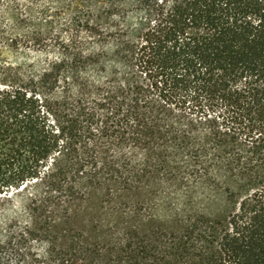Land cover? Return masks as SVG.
<instances>
[{
  "label": "trees",
  "instance_id": "trees-1",
  "mask_svg": "<svg viewBox=\"0 0 264 264\" xmlns=\"http://www.w3.org/2000/svg\"><path fill=\"white\" fill-rule=\"evenodd\" d=\"M5 3L0 264H264V0Z\"/></svg>",
  "mask_w": 264,
  "mask_h": 264
},
{
  "label": "rangeland",
  "instance_id": "rangeland-1",
  "mask_svg": "<svg viewBox=\"0 0 264 264\" xmlns=\"http://www.w3.org/2000/svg\"><path fill=\"white\" fill-rule=\"evenodd\" d=\"M13 5L11 3L2 4L0 7V18L4 21L3 27H0V33L8 35L11 30L15 28L13 20ZM1 45V44H0ZM2 52L0 50V60H8L9 62H23L25 60L42 62L46 55L39 51H31L20 48L18 50L13 49L7 44H2Z\"/></svg>",
  "mask_w": 264,
  "mask_h": 264
}]
</instances>
